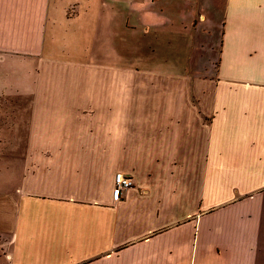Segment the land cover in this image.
<instances>
[{
    "label": "crops",
    "instance_id": "1",
    "mask_svg": "<svg viewBox=\"0 0 264 264\" xmlns=\"http://www.w3.org/2000/svg\"><path fill=\"white\" fill-rule=\"evenodd\" d=\"M93 10L114 54L124 11L128 69L57 57ZM16 124L32 253L264 264V0H0V130ZM117 173L134 186L116 202Z\"/></svg>",
    "mask_w": 264,
    "mask_h": 264
},
{
    "label": "rangeland",
    "instance_id": "2",
    "mask_svg": "<svg viewBox=\"0 0 264 264\" xmlns=\"http://www.w3.org/2000/svg\"><path fill=\"white\" fill-rule=\"evenodd\" d=\"M124 18V11H121V22L118 24L121 38L119 47L115 49L116 54H114L111 40L113 21H109L105 17L101 18L99 28L96 30L95 10H93L88 13V18L79 32L73 35L71 33L60 34V37L55 40V44H66V51L58 50L57 57L68 60L72 56L78 62L83 60L82 63H76L81 65L104 63L103 66H111L119 64L121 68L128 69L133 59L130 45H128V29L123 25ZM94 36L104 41L101 42L103 46L98 55L96 52L91 54L90 50H86L92 44ZM13 125L9 126L7 131L0 130V264H60L63 260L50 255L47 251L44 254L39 248H35L32 253L31 247L23 246L26 244L28 234L22 230L23 227L19 228L20 214H24L23 217L28 220L27 227H29L32 225L31 218L33 216L29 212H33V209L23 203L19 204L20 208L18 209L19 194L23 187L22 167L26 151L23 147L22 136L18 135L17 124ZM24 210L27 211L24 212ZM40 215L36 225L38 236V229L42 221V215Z\"/></svg>",
    "mask_w": 264,
    "mask_h": 264
},
{
    "label": "built area",
    "instance_id": "3",
    "mask_svg": "<svg viewBox=\"0 0 264 264\" xmlns=\"http://www.w3.org/2000/svg\"><path fill=\"white\" fill-rule=\"evenodd\" d=\"M115 186L113 191L114 201H119L122 193L133 188L134 183L131 177L125 173H117L115 176Z\"/></svg>",
    "mask_w": 264,
    "mask_h": 264
}]
</instances>
